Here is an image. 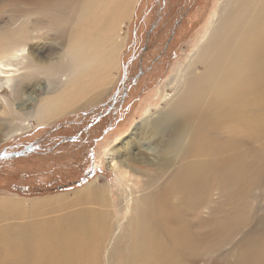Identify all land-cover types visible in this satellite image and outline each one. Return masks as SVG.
<instances>
[{"label":"bare ground","instance_id":"6f19581e","mask_svg":"<svg viewBox=\"0 0 264 264\" xmlns=\"http://www.w3.org/2000/svg\"><path fill=\"white\" fill-rule=\"evenodd\" d=\"M15 1L20 24L0 27V124H14L0 143L103 97L137 0ZM220 1L176 94L160 88L129 151H111L115 187L0 196V264H264V0Z\"/></svg>","mask_w":264,"mask_h":264},{"label":"rangeland","instance_id":"374dc122","mask_svg":"<svg viewBox=\"0 0 264 264\" xmlns=\"http://www.w3.org/2000/svg\"><path fill=\"white\" fill-rule=\"evenodd\" d=\"M14 4L17 1L1 0L0 27L8 23L15 29L20 24L13 16ZM135 4L133 16L122 32L126 40L115 72L118 78L103 97L54 122L37 125L32 118L29 130L0 143V152L7 156L0 157V196L33 199L73 194L96 177L101 183L109 182L115 187L119 180L110 167L111 151L126 149L125 142L137 140L136 126L147 117L144 111L149 101H159L156 94L160 88L176 94L178 83L173 88V77L207 39L212 14L219 9L221 1L137 0ZM197 67L204 69L202 64ZM44 81L41 77L37 81L41 84L36 90L39 96ZM155 103L154 111L158 106L161 111L169 106L165 101ZM36 105V101L29 102L27 112ZM4 124H0L1 133L14 126L13 122L4 121ZM153 138L150 145L155 144ZM22 150V155H8ZM123 154L120 152L119 156ZM113 195L117 204V195Z\"/></svg>","mask_w":264,"mask_h":264},{"label":"water","instance_id":"95a60500","mask_svg":"<svg viewBox=\"0 0 264 264\" xmlns=\"http://www.w3.org/2000/svg\"><path fill=\"white\" fill-rule=\"evenodd\" d=\"M29 150V149H28ZM24 153V151H20V152H14V153H11V154H8L9 156H14V155H22ZM3 154L0 153V156H2Z\"/></svg>","mask_w":264,"mask_h":264},{"label":"flooded vegetation","instance_id":"af4514ba","mask_svg":"<svg viewBox=\"0 0 264 264\" xmlns=\"http://www.w3.org/2000/svg\"><path fill=\"white\" fill-rule=\"evenodd\" d=\"M3 150H4V149H3ZM0 153H2V154H3L4 152H0ZM3 155H4V156H0V157H7V156H5V154H3ZM6 155H7V154H6Z\"/></svg>","mask_w":264,"mask_h":264},{"label":"trees","instance_id":"16d2710c","mask_svg":"<svg viewBox=\"0 0 264 264\" xmlns=\"http://www.w3.org/2000/svg\"><path fill=\"white\" fill-rule=\"evenodd\" d=\"M84 180V179H83ZM61 188V187H60ZM62 189H65V188H62ZM47 190V189H46Z\"/></svg>","mask_w":264,"mask_h":264}]
</instances>
